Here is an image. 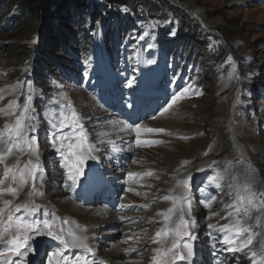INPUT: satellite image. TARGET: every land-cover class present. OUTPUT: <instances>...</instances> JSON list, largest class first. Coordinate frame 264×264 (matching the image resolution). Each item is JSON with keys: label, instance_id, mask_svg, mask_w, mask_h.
<instances>
[{"label": "rangeland", "instance_id": "obj_1", "mask_svg": "<svg viewBox=\"0 0 264 264\" xmlns=\"http://www.w3.org/2000/svg\"><path fill=\"white\" fill-rule=\"evenodd\" d=\"M140 1L126 0V4L136 10V33H121L119 30L117 36L111 39L110 32H116L115 21L111 23L103 19L102 12L87 15L88 26L85 29H94L91 35L93 42L87 52L78 48L75 34H70L76 27L66 20L60 22L61 27L56 24V31L50 33L55 42L50 43L45 55H38L33 48L38 43V36L28 31L30 23L16 21L0 28V88L22 82L17 93L21 105L29 94L28 82L34 89L31 94L36 131L29 135L37 137L39 159L23 155L20 160L21 166L28 159L39 164L37 174L42 173L43 180L36 181L39 182L40 195L33 197L38 198L34 203L40 207L34 213L22 210L20 214L42 221L47 218L46 212H55L69 221L91 220L95 223L86 214L85 208L102 204L115 208L119 204H131L134 206L131 210H118L128 218L122 220L121 226L113 221L102 226V233L100 228H95L99 237L97 244L101 254L117 256V264H150L153 249L157 247L151 241L161 224L150 225L147 220L154 217L157 211L171 206L168 201L152 204L153 198L158 197L159 184L171 185L166 188L169 194L168 189L175 187L176 179L191 174V199L195 204H199L202 198L216 199L211 209L192 205V217L196 216V226L191 229L196 239L190 241L194 254L190 262L183 260L177 261V264H217V261L220 264H251L249 249L225 251L228 247H239L240 241L235 245H225L221 243L224 234L208 225L221 218L211 216L210 212L221 214L229 199L228 185L224 184L229 179L237 178L238 174H250L252 181L249 178L233 179L234 183H248L252 191L264 192V0ZM148 3L152 4L156 13L147 11L149 15L146 14ZM111 11L116 20L131 14L127 6ZM184 18L200 30L197 38L202 45L196 49L194 56L186 51L174 53L177 51L174 49V33ZM218 51L225 53L223 62H211L205 56ZM28 52L33 55L28 56ZM149 66L154 70L152 74ZM129 81L131 86L140 82L141 88L152 85L148 93L137 97L129 91ZM185 88L189 91L164 112L171 97ZM64 97L71 101L83 118L81 123L87 133V143L101 142L98 158L85 161L83 175L75 184L87 182V191L71 192L69 186L72 182L67 179V169L61 166L62 158L49 139L53 131L49 116L59 113V105L66 103ZM8 98L0 101V107L7 103ZM125 103L135 104L131 115L127 114ZM164 114L171 116H168V126L159 124ZM124 120L133 127L139 124L141 127L164 129L162 132L143 131L139 137L163 143L137 147V135L119 137V122ZM3 122L4 118L0 117V125ZM70 132L71 128L62 130V133ZM106 137L116 139L124 154L121 160L125 161L128 172H135L133 169L138 167L141 172L151 169L154 175L142 177L145 181L141 184L128 181L131 186L122 184L116 187L112 182L110 189L105 175L113 174L114 181L121 177L129 178L128 172L118 173L120 169L113 164L117 157L112 150L113 145L108 143L109 140L102 142ZM84 147L87 148V144ZM169 154H173L171 159L167 156ZM14 160L15 157H9L7 163L11 165ZM183 161L188 163L182 164ZM94 164L99 166L93 168ZM165 164L172 166L174 171L169 181L163 178ZM194 167L196 169L192 171ZM240 167L245 171L237 170ZM2 171L0 168V175ZM211 175L223 177L221 187L210 181ZM227 176L229 178L225 179ZM30 187L31 181L23 186L17 197L5 198L13 199V206L24 204L33 198L27 194ZM129 188L134 191H128ZM181 191L182 188H177L175 194ZM141 204L152 206L143 209L138 207ZM255 216H261V222H264V213L254 212L249 224L255 225ZM72 225L69 223L64 227ZM56 226L59 229L61 222L57 221ZM254 231L260 233L259 227H254ZM184 239L188 240V237ZM262 241L264 238L260 234L251 251L259 252ZM30 243L34 251L24 258L26 264H48V253L62 247L60 241L47 235L33 236ZM131 248L137 251L125 252V249ZM64 252L70 257L84 254L78 248L64 249ZM90 259L99 264L98 259Z\"/></svg>", "mask_w": 264, "mask_h": 264}, {"label": "snow or ice", "instance_id": "obj_2", "mask_svg": "<svg viewBox=\"0 0 264 264\" xmlns=\"http://www.w3.org/2000/svg\"><path fill=\"white\" fill-rule=\"evenodd\" d=\"M149 63H152V61H149ZM131 83L129 81V86H131ZM21 85L22 82L17 81L16 84L7 88H0V101L10 97L7 99V103L0 107V117L4 118L3 124L0 125V168L3 169L2 175H0V264H26L24 258L34 251L30 241L33 240V236L43 235L50 236L62 244L61 248L48 253V264H95V261L89 259L87 255L93 252V248L88 243L89 237L84 234L87 229L80 226L78 222L62 219L55 212H46L47 218L42 221L35 220L30 215H21L22 210L30 214L36 212L40 207L31 199L24 204L13 206V199L11 198L17 197L20 190L29 181H31V187L27 193L28 196L31 198L40 195L36 183L39 164L33 163L32 159H28L21 166L20 157L23 155L35 156L37 160L39 159L37 137L29 135V133L36 131V124L34 123L36 117L33 115V95L31 94L34 89L31 82H28L29 94L24 97L21 105L17 100V93ZM188 91L189 88H185L182 92L173 95L163 111H168L172 104ZM64 100L66 103L59 105V113H51L49 116V123L53 128L49 139L62 158L61 166L67 169V179L72 182L69 187H74L83 175L85 161L87 159H97L91 153L98 149L95 145L87 143V133L81 123L83 118L76 111L71 101H67L66 97H64ZM119 123L122 125L120 130L131 129L136 132L137 147L163 143V141L158 140H141L139 137L142 129L139 124L133 127L125 122ZM65 128H71V132L62 133ZM143 130L147 132L164 131V129L153 128ZM108 143L113 145L112 150L114 152L120 151L114 146V141L109 140ZM85 144H87V148L84 147ZM9 157H15L14 163L11 165L7 163ZM134 163H138V161H134ZM187 163L188 161L182 162V164ZM127 175L129 178H142L153 176L154 172L149 169L139 173L128 172ZM156 178L159 179L158 176ZM39 179L43 180L42 173L39 175ZM222 179V176L217 175L211 177L210 181L219 188ZM233 179L236 178L233 177ZM190 180L191 174L185 178L176 179L175 187L168 189L169 194L153 198L152 204L155 203L156 199H159L170 202L171 206L157 211L154 217H149L147 220L150 225L161 224L151 241L157 247L153 249L150 264H177V261L183 260L190 262L194 254L190 241L196 239L191 231L196 224L195 219L192 217ZM136 182L139 183V180ZM148 187H151V185H148ZM228 187L231 189L228 193L231 202L224 205L226 215L221 216V219L226 222L218 225L209 224L208 227L224 234L221 243L225 245H235L238 240L240 241L239 247H228L225 251L238 252L249 249L252 257L251 264H264V241L260 243L259 252L251 251V246L260 236V233L254 231V227L261 226V216H255V225L248 223L249 220L253 219L254 212L264 213V192L252 191L251 185L248 183L243 185L234 183L229 184ZM177 188H182L178 195L175 194ZM127 190L134 191L132 188ZM136 194L140 195L139 192ZM145 195L147 194L145 193ZM215 199V197H212L211 200H202L201 203L204 207L211 209ZM152 204H141L138 207L148 209ZM121 207L130 208L133 205L122 204ZM210 215L217 216L218 213L210 212ZM157 217L160 219H157ZM121 219L128 218L121 217ZM57 221L61 222L59 229L56 226ZM69 223L74 224L75 228L64 227ZM185 237H188V240H185ZM70 248L82 249L84 254H76L70 257L64 252V249ZM129 251L136 252L137 249H125L126 253ZM258 257L259 259H257ZM99 264H104V262L100 261ZM217 264H220V262L217 261Z\"/></svg>", "mask_w": 264, "mask_h": 264}, {"label": "trees", "instance_id": "obj_3", "mask_svg": "<svg viewBox=\"0 0 264 264\" xmlns=\"http://www.w3.org/2000/svg\"><path fill=\"white\" fill-rule=\"evenodd\" d=\"M143 2V0L140 1V3ZM126 3V0H0V28L10 24L12 25L16 21H19L21 24L26 22L30 23L28 24V31L34 36H38V43L33 48L38 55H45L48 53L47 50L49 49L50 43L55 42L50 38V33H52V30L56 31L54 29L56 24L61 27L62 25L60 22L66 20L80 30L78 31V29L75 28V31L70 34H72L71 36L75 34V38H73L79 44L78 48L81 51L87 52L88 46L93 42L91 35L94 30L85 29L88 26L87 15L93 13L99 15V12H102L103 19H108L111 23L115 21L116 27L114 31L116 30V32H112V27H110L111 39L117 36L116 34L119 30L121 33L137 32L135 31L136 16H134L136 10L134 6H128ZM130 5H132V2ZM151 5L150 3L146 4V14L148 15L149 12L147 11L156 13V10ZM120 6H127L132 15L120 17L116 20V15H114L111 9L115 10ZM12 16L16 17H14L13 20L9 19V17ZM199 31L200 30L194 27L186 18L181 19L174 33V49H177L174 53L187 52L190 56H194L196 51L200 48V45H202H199L200 42L198 41L200 39L197 38ZM201 36L203 37L202 34ZM203 47H205L204 44ZM31 55L33 54H28V56ZM206 55L211 62H223L225 59V53L223 51H218L215 54L207 53L205 56Z\"/></svg>", "mask_w": 264, "mask_h": 264}, {"label": "bare ground", "instance_id": "obj_4", "mask_svg": "<svg viewBox=\"0 0 264 264\" xmlns=\"http://www.w3.org/2000/svg\"><path fill=\"white\" fill-rule=\"evenodd\" d=\"M149 68L151 69V74L154 72V70L152 69V67L151 66H149ZM154 76V75H153ZM153 80H154V78H153ZM153 80H152V84H153ZM145 84V83H144ZM143 84V85H144ZM151 84V85H152ZM150 85V86H151ZM150 86H146V85H144V87L143 88H141L142 86H140V82H137L136 83V85H132L130 88H129V91H131V94H135V95H137V97H139L140 95H144V94H146V93H148V91H149V88H150ZM139 99V98H138ZM126 104V103H125ZM126 106V110L128 111V115H131L132 114V112H133V108L135 107V104H126L125 105ZM168 116H170V115H167V116H165V114L163 115V116H161L160 117V119H159V124L161 123V124H164L165 126L167 125L168 126V122H169V119H170V117H168ZM122 122H125V123H127L128 124V121L127 120H124V121H122ZM128 125H130V124H128ZM120 127L122 128V125L120 124ZM145 128H147L146 126L145 127H141V132H143L144 130L143 129H145ZM160 128V127H159ZM140 132V133H141ZM144 132H146V131H144ZM118 135H119V137L121 136V137H124V138H129V137H136V132L135 131H133V130H131V129H125V130H120V132L118 133ZM117 139H118V136H117ZM120 139V138H119ZM107 140H111V141H114V146L116 147V148H121V147H119L118 145H117V143H116V139L115 138H111V137H106V139L105 140H103L102 142H106ZM91 145H95V147H96V149H98L97 151H94V152H92V154L94 155V156H96L97 158H98V155H99V151H100V147H101V142H99V143H90ZM100 146V147H99ZM122 150H120V151H116V154H117V157H115L116 158V160L114 161V165L115 166H117L118 167V169H120L119 170V172L118 173H123V174H125V172H128V170H127V167L125 166V161H123V160H121V156L123 157V153L121 152ZM122 154V155H121ZM168 156V158H170L171 159V157L173 156V154H169V155H167ZM173 159V158H172ZM34 162H36V160L34 161ZM140 162V161H139ZM97 166H99L98 164H94L92 167L93 168H95V167H97ZM202 167V166H201ZM194 169H196L195 167L194 168H192V171L194 170ZM247 169V168H246ZM135 172H137V173H139V172H141L142 170L140 169V168H138V167H136V168H134L133 169ZM162 170H163V178H167L168 179V181L170 180V178H173V173H174V171H173V168H172V166H170L169 164H165L164 166H163V168H162ZM237 170H244V168H238ZM245 171V170H244ZM252 171V170H251ZM144 172V171H143ZM240 172V171H239ZM248 172V171H247ZM247 174V173H246ZM40 175V174H39ZM39 175L37 174V176H38V179H39ZM212 177H213V175H211ZM105 177L107 178V181H106V184L107 185H109V187H110V189H112V187H113V185H112V182H115V185H116V187H120L122 184L124 185V186H131V183H129L128 181H131L132 182V184H137V180H139V184H141L142 182H144L145 181V179L144 178H129L128 177V175H127V178H129L128 180L126 179V178H120V179H117V180H113V174L111 175V174H108V175H105ZM88 178V177H87ZM227 178H229L228 176L225 178V179H227ZM247 178H249V180L250 181H252V179L251 178H253V176L252 175H250V174H248L247 176H244L243 174H238V176H237V178H236V180H242V179H247ZM37 179V180H38ZM81 182V181H80ZM234 180L233 179H229V181H227V182H225L224 184H227V185H229V184H234ZM37 183H39V182H37ZM164 183V182H163ZM163 183H160L159 185H160V189H159V194H158V197H160V196H163V195H167V191H166V188L167 187H170L171 185H169L168 183H166V184H163ZM38 187V186H37ZM75 187V188H74ZM74 187H71V192H74V191H76V190H81V191H87L88 190V184H87V182H85V181H83V182H81V183H78L76 186H74ZM226 191H227V194L231 191L230 189H229V187L227 186V188H226ZM62 192V191H61ZM62 193H64V192H62ZM152 194V193H151ZM155 194V193H154ZM157 194V193H156ZM34 198V199H33ZM31 200L32 201H34V200H37L38 198H36V197H33ZM156 198V197H155ZM202 200H203V198H202ZM159 201H161L162 202V200H159V199H156V202H159ZM191 201H192V205H194L195 204V201L193 200V199H191ZM68 202V201H67ZM163 202H166V201H163ZM231 201H230V199H228V201H227V203H230ZM199 204H195L196 206H198V207H204V205L201 203V202H198ZM73 205V204H72ZM121 205L122 204H119V205H116V207L114 208V207H111L110 205H107V204H102V205H99V206H96V207H88V208H85V211H86V214L87 215H89V218H91L92 219V221H93V219H94V222L95 223H93V222H91V220H89V221H77L76 220V222H78V224H80V226H82V227H85L86 229H87V231L84 233L85 235H87L88 237H89V240H88V243L90 244V246L93 248V252L92 253H88L87 255H88V258L90 259V257L93 259H98L99 260V262L101 261V260H103V262H104V264H117L118 263V261H117V259H116V257H115V255L114 254H111V253H109V254H101L100 253V248H99V245L97 244V242H99L98 241V233H96V231H95V228H100V233H102V231H103V227L102 226H105V225H107L108 223H110V222H119V226H121V224H122V219H121V217H123L124 216V212H120V211H118V210H123V211H125V210H131V209H133V207H130V208H122L121 207ZM125 205H131V204H125ZM68 206H70V204L68 205ZM162 206V205H161ZM194 207V206H193ZM192 207V208H193ZM68 208V207H67ZM84 209V208H83ZM164 209V208H163ZM218 211V210H217ZM193 212V211H192ZM195 214V213H194ZM254 214V213H253ZM222 215H226V210L223 208L222 209V212H221V214L220 215H217V216H222ZM155 216V215H154ZM194 217H196V216H194ZM193 217V218H194ZM85 218V217H84ZM87 218V217H86ZM65 219V218H64ZM159 219V218H158ZM85 220V219H84ZM88 220V219H87ZM263 221V220H262ZM226 221H224V220H222L221 218L219 219V220H214V222H213V224H222V223H225ZM263 224V225H262ZM72 227L73 228H75V225H72ZM72 227H69V228H72ZM120 228V227H119ZM116 229V228H115ZM258 229V228H257ZM259 232H260V234L262 235V237L264 238V222H261V226L259 227ZM105 233V232H104ZM101 240V239H100ZM198 249V248H197ZM197 251V250H196ZM113 253V252H112ZM118 254V253H117ZM195 256H197V255H195ZM215 259L216 260H218V257H216L215 256ZM214 262H216V261H214ZM214 264V263H213Z\"/></svg>", "mask_w": 264, "mask_h": 264}]
</instances>
